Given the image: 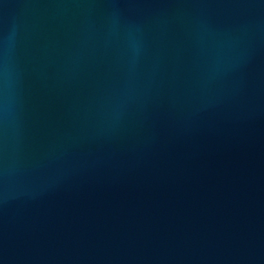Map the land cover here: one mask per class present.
Masks as SVG:
<instances>
[{
    "label": "water",
    "instance_id": "obj_1",
    "mask_svg": "<svg viewBox=\"0 0 264 264\" xmlns=\"http://www.w3.org/2000/svg\"><path fill=\"white\" fill-rule=\"evenodd\" d=\"M0 264H264V0H0Z\"/></svg>",
    "mask_w": 264,
    "mask_h": 264
}]
</instances>
